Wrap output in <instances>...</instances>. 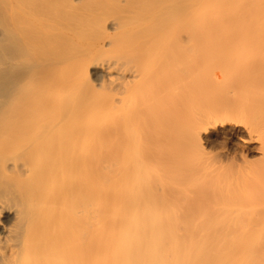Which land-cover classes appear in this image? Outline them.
Instances as JSON below:
<instances>
[{
  "label": "bare ground",
  "instance_id": "obj_1",
  "mask_svg": "<svg viewBox=\"0 0 264 264\" xmlns=\"http://www.w3.org/2000/svg\"><path fill=\"white\" fill-rule=\"evenodd\" d=\"M0 264H264V0H0Z\"/></svg>",
  "mask_w": 264,
  "mask_h": 264
},
{
  "label": "rangeland",
  "instance_id": "obj_2",
  "mask_svg": "<svg viewBox=\"0 0 264 264\" xmlns=\"http://www.w3.org/2000/svg\"><path fill=\"white\" fill-rule=\"evenodd\" d=\"M211 153L212 154H217L218 155V158H221L222 159V164H227V163H229L231 160L228 158L229 157V154L228 153H226V151H225V149H221V148H218V147H215L214 149H212L211 150ZM249 155H250V157H249V159L251 160V161H253L256 157H257V155L254 153V152H250L249 153ZM237 158H238V156H237ZM237 158H235L234 159V162H240L241 163V160H238ZM254 162V161H253ZM244 163H241V165L239 166V168H241V169H243L244 167H250L251 165H243ZM236 165V164H235ZM237 166V165H236ZM238 167H236V169H237ZM238 168V169H239ZM236 174V173H235ZM156 226L158 225V224H155ZM169 224H164L163 226H164V229L163 230H161L160 232H158V233H160V234H162L163 236H167V237H169L170 235H177V236H188V234L187 233H185L184 232V230L183 229H178V230H172V229H170L169 228V226H168ZM187 226H191V224L189 223V224H186ZM199 235H202V236H204V235H206L205 234V232H203V231H200V232H196V233H194L193 234V236L194 237H196V236H199Z\"/></svg>",
  "mask_w": 264,
  "mask_h": 264
}]
</instances>
